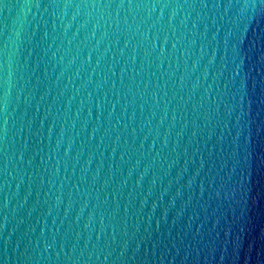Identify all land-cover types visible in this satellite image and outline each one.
Wrapping results in <instances>:
<instances>
[{"label":"water","instance_id":"obj_1","mask_svg":"<svg viewBox=\"0 0 264 264\" xmlns=\"http://www.w3.org/2000/svg\"><path fill=\"white\" fill-rule=\"evenodd\" d=\"M0 264H264V0H0Z\"/></svg>","mask_w":264,"mask_h":264}]
</instances>
